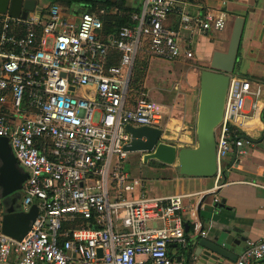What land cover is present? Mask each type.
I'll use <instances>...</instances> for the list:
<instances>
[{"label": "built area", "instance_id": "obj_1", "mask_svg": "<svg viewBox=\"0 0 264 264\" xmlns=\"http://www.w3.org/2000/svg\"><path fill=\"white\" fill-rule=\"evenodd\" d=\"M79 10L53 4L44 13L36 4L25 18L0 20V137L27 173L23 206H37L21 239L3 233L0 207V262L15 254L16 264H181L169 247L188 243L186 195H149L127 169L125 126L160 128L161 119L144 94L131 98L129 85L142 51L150 59H192L182 31H222L226 13L191 0H141L130 24L113 31L103 20L118 7ZM259 92L230 76L215 130L219 170L228 154L246 152L248 141L231 126L258 112L256 100L253 115L243 107ZM261 260L264 239H246L231 264Z\"/></svg>", "mask_w": 264, "mask_h": 264}, {"label": "crops", "instance_id": "obj_2", "mask_svg": "<svg viewBox=\"0 0 264 264\" xmlns=\"http://www.w3.org/2000/svg\"><path fill=\"white\" fill-rule=\"evenodd\" d=\"M191 1L201 6L224 11L227 17L225 29L193 36L182 31V43L190 44L195 57L189 59L181 56L169 61L173 65L165 71L167 77L165 79L169 81L167 84L155 82V74L158 71L153 72L155 70L153 64L162 59L149 58L140 92L152 100L161 113L159 127L162 130V141L176 147L195 146L199 103L197 73L209 67L213 51H226L233 21L235 17H241L243 27L232 76L249 81L252 89L258 88L260 92L256 99L249 96L243 107L244 114L253 115L251 105L256 100L258 112L249 119L238 117L232 126L239 137L248 141L249 144L244 147L245 153H230L224 157L220 163L219 173L212 178L182 176L178 174L175 164L161 163L164 166H156L151 163L153 160L146 163L147 170L164 171L158 175L156 181L165 185L166 189L159 191L155 186L150 185L147 179L140 176L138 178H143L142 183L149 195H186L183 200V216L188 228L187 238H192L199 226L196 214L198 200L204 193L219 187L217 194L209 197L202 205L203 214H209L211 219L210 221L206 219L205 225L211 234L228 230L226 248L238 255L246 239H264V0ZM127 3L129 6L135 3L140 5L141 0H127ZM2 17L4 15L0 17V20ZM167 24L170 27H177L178 18L171 15L168 17ZM158 79L162 80V76ZM162 107L167 111H162ZM132 154H136L138 161L142 160L140 153ZM141 167L143 166L139 165V168ZM131 175L135 176L134 173ZM214 197L219 201L224 199V205L214 208ZM7 201L8 209L22 212H27L32 205H36L34 202L25 208L23 192L16 193L14 198H9ZM0 207L3 214L1 202ZM169 251L176 259H182L181 249L176 245H171ZM16 261L17 256L12 254L7 261L0 264H16ZM253 264H264V260Z\"/></svg>", "mask_w": 264, "mask_h": 264}, {"label": "water", "instance_id": "obj_3", "mask_svg": "<svg viewBox=\"0 0 264 264\" xmlns=\"http://www.w3.org/2000/svg\"><path fill=\"white\" fill-rule=\"evenodd\" d=\"M116 3L118 0H102ZM35 0H0V15L25 18L27 12L33 11ZM243 19L235 17L226 51H213L209 67L199 72V103L196 120V144L192 147H176L162 141V130L153 126L126 125L130 141L125 146L129 153H140L142 162L155 160L166 165L177 166L178 174L187 177L212 178L219 168L216 160L215 130L221 122L229 78L232 75L237 59ZM0 137V198L18 193L22 189L27 173L18 170L14 155L8 152L5 141ZM19 166V165H18ZM216 188L204 193L197 202L196 214L198 229L192 238H188L185 248L181 249V264H231L237 259L235 253L226 248L229 231L212 233L208 228L205 236L201 232L207 229L205 220H211L209 214H203L202 205L209 197L217 194ZM225 200L213 201V207H222ZM207 213V212H205ZM37 215L36 205L27 212L9 209L2 216V231L4 234L21 239L30 230ZM185 231L188 230L184 223Z\"/></svg>", "mask_w": 264, "mask_h": 264}, {"label": "trees", "instance_id": "obj_4", "mask_svg": "<svg viewBox=\"0 0 264 264\" xmlns=\"http://www.w3.org/2000/svg\"><path fill=\"white\" fill-rule=\"evenodd\" d=\"M36 1V4L40 6L43 9V12L46 13L51 5L62 3L65 9L69 8H76L75 5L79 3H84V8L88 7H113L116 6L119 8V14L109 16L104 18V25L107 27L110 25L111 30L115 31L116 28L122 26V25H129L130 24V15L136 11L139 10L140 5L139 4H132L128 5L127 0H118L116 3H110L108 1H102V0H44L42 1ZM60 6V5H59ZM61 7V6H60ZM2 15H0L1 17ZM149 57L148 55L142 51L133 68L132 72V78L129 85V93L131 98H137L141 95V83L144 76L145 68L148 64ZM231 129H234L233 126H231ZM239 136V135H238ZM156 166H164L161 163H158L156 161H151ZM80 226V225H79Z\"/></svg>", "mask_w": 264, "mask_h": 264}, {"label": "rangeland", "instance_id": "obj_5", "mask_svg": "<svg viewBox=\"0 0 264 264\" xmlns=\"http://www.w3.org/2000/svg\"><path fill=\"white\" fill-rule=\"evenodd\" d=\"M37 1H42L43 2L44 0H37ZM128 1H131V0H128ZM58 4L61 6V8L63 9V11H68V10H73V9H76V10H79V9L84 10L85 9L84 8V6H85L84 3L76 4L75 5L76 8H73V9L72 8L65 9L66 7H64L65 6L64 4H62L60 2ZM62 5H64V6H62ZM172 65H173L172 62H169V61H164V60L155 61V63L153 64V67L155 68V70H153V72L158 71L157 74H155V79H156L155 82H157V83H162L163 82L164 84H167L169 81H166V79H165V77H166L165 71L169 67H172ZM199 72H200V70L197 73L198 80H199ZM159 76H162V80H159L158 79ZM162 111H165L166 112L167 109L164 108V107H162ZM5 142H6L5 143V147L8 149V152L10 154L14 155L9 141L7 140ZM135 159H137L136 160V163L134 162ZM127 161H128V163H127L128 170L131 173H134L136 177L140 176V177H143V178L147 179V182H149L150 185L155 186L156 189L159 190V191H162V190H165L166 189L165 185H162L161 183H159L158 181H156L158 175H160L161 173H164V171L158 172L156 170H150V171L147 170L148 169V166L146 164H144L142 162V160H140L141 162L138 161V157L136 156V154L129 153V156L127 158ZM139 165H142L143 167L139 168ZM16 167H17L18 170L25 171V168H23L21 166L16 165ZM0 192L2 193V185L1 184H0ZM21 192H23L22 189L18 193L20 194ZM15 195H16V193L15 194H12V195H9V196H6L4 199L0 198V202L3 204V207H2V210L4 212L3 214L8 213L7 210H9L8 207H7L8 205L6 204L8 202L7 199L14 198ZM3 214H2V216H3ZM73 264H77V263H73Z\"/></svg>", "mask_w": 264, "mask_h": 264}]
</instances>
